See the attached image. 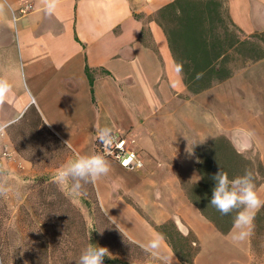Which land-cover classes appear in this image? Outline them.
<instances>
[{
	"label": "crops",
	"instance_id": "1",
	"mask_svg": "<svg viewBox=\"0 0 264 264\" xmlns=\"http://www.w3.org/2000/svg\"><path fill=\"white\" fill-rule=\"evenodd\" d=\"M173 1L59 0L49 15L42 0H0V78L11 85L0 105V166L46 185L76 153H95L98 130L110 127L132 140L142 168L107 158L110 173L81 196L55 183L103 247L117 242L110 260L134 251L182 264L156 229L167 226L177 247L193 237V264H252L251 236L235 242L233 226L220 233L186 188L201 182L197 164L217 138L264 168V59L190 92L156 21ZM225 9L244 36L264 33V0H225ZM257 182L264 199V177Z\"/></svg>",
	"mask_w": 264,
	"mask_h": 264
},
{
	"label": "trees",
	"instance_id": "2",
	"mask_svg": "<svg viewBox=\"0 0 264 264\" xmlns=\"http://www.w3.org/2000/svg\"><path fill=\"white\" fill-rule=\"evenodd\" d=\"M221 9H224L228 23L224 20ZM156 21L165 33L176 68H182L179 73L192 93L210 88L216 82L230 77L245 64L264 59V33L244 36L228 17L225 0H174L157 12ZM208 145L211 157L200 158L197 164L201 182L188 186L186 195L220 233L226 234L233 226L235 213L222 216L208 205L215 183L211 177L220 169L227 172L230 179L249 170L253 173L257 186V177H264V168L259 166L261 172L250 166L223 137L212 140ZM262 215L264 208L256 214L254 226ZM79 217L86 228L81 213ZM167 228L162 226L156 229L164 236L182 264H193L198 252L193 237L186 236L183 239L184 245L180 242L177 247L166 234ZM94 231L97 235V230ZM93 244H96L95 239ZM104 262L116 264L118 261L106 257Z\"/></svg>",
	"mask_w": 264,
	"mask_h": 264
},
{
	"label": "rangeland",
	"instance_id": "3",
	"mask_svg": "<svg viewBox=\"0 0 264 264\" xmlns=\"http://www.w3.org/2000/svg\"><path fill=\"white\" fill-rule=\"evenodd\" d=\"M221 13L228 23L224 9ZM253 168L262 172L259 166ZM0 180L11 189L0 196V264H76L82 250L94 239L101 245L91 223L85 224L86 228L81 223L80 207L77 209L69 196L62 197L54 182H25L9 177L6 170ZM116 243L109 251L111 259L118 257ZM126 254L127 261L116 264H167L149 254ZM251 254L252 264H264V215L253 228Z\"/></svg>",
	"mask_w": 264,
	"mask_h": 264
},
{
	"label": "clouds",
	"instance_id": "4",
	"mask_svg": "<svg viewBox=\"0 0 264 264\" xmlns=\"http://www.w3.org/2000/svg\"><path fill=\"white\" fill-rule=\"evenodd\" d=\"M47 14L55 13L59 0H42ZM177 71H182L178 66ZM11 85L7 80L0 78V105L8 98ZM97 139L102 145L101 152L91 154L76 153L74 159L67 161L57 169L53 176V182L66 185L70 192L76 196L86 195V186L95 184L111 171V164L107 159V153L116 137L110 127L100 128ZM65 144L71 147L69 141ZM4 168L0 166V175ZM211 179L215 182L212 188L211 199L208 205L215 208L222 216L235 213L233 216L232 239L235 242H244L252 235L254 219L261 208H264L262 199L256 190L254 175L245 170L244 174L230 179L227 172L221 169ZM11 189L0 180V196H6ZM159 246V238L153 240L149 247L156 249ZM112 258L108 248L89 243L81 252L76 264H104V259Z\"/></svg>",
	"mask_w": 264,
	"mask_h": 264
},
{
	"label": "built area",
	"instance_id": "5",
	"mask_svg": "<svg viewBox=\"0 0 264 264\" xmlns=\"http://www.w3.org/2000/svg\"><path fill=\"white\" fill-rule=\"evenodd\" d=\"M28 6L22 9V12L27 10ZM116 137L115 143L112 144L110 150L107 153V158L116 161L121 167L135 171L143 166V159L140 151L133 148V142L127 138L126 135L113 133ZM102 151V145L98 139L96 141V152Z\"/></svg>",
	"mask_w": 264,
	"mask_h": 264
}]
</instances>
